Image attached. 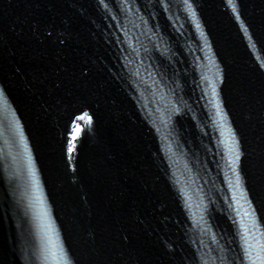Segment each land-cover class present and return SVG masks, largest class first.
Listing matches in <instances>:
<instances>
[{"label":"water","instance_id":"1","mask_svg":"<svg viewBox=\"0 0 264 264\" xmlns=\"http://www.w3.org/2000/svg\"><path fill=\"white\" fill-rule=\"evenodd\" d=\"M0 264H264V0H0Z\"/></svg>","mask_w":264,"mask_h":264},{"label":"snow or ice","instance_id":"2","mask_svg":"<svg viewBox=\"0 0 264 264\" xmlns=\"http://www.w3.org/2000/svg\"><path fill=\"white\" fill-rule=\"evenodd\" d=\"M81 119H83V117H81ZM89 121H90V118H89ZM70 151H71V149H70Z\"/></svg>","mask_w":264,"mask_h":264}]
</instances>
